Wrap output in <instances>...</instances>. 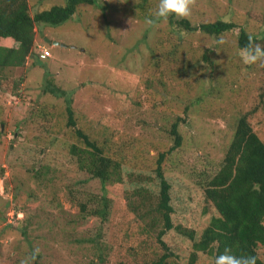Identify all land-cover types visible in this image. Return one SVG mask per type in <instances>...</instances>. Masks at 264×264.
<instances>
[{
  "label": "rangeland",
  "instance_id": "374dc122",
  "mask_svg": "<svg viewBox=\"0 0 264 264\" xmlns=\"http://www.w3.org/2000/svg\"><path fill=\"white\" fill-rule=\"evenodd\" d=\"M64 1L26 3L33 16ZM157 2L96 0L99 7L79 5L59 26L36 24L33 53L45 48L47 58L0 72V264H19L35 248L33 264L152 259L155 248L146 245L158 244L141 232L150 215L137 218L132 184L156 190L160 154L174 186L177 221L196 224L184 205H202L200 188L223 165L233 115L262 88L258 62L243 63L236 40L243 29L264 43V0H191L184 18L191 27L215 20L235 24L216 37L179 29L180 19L172 17L146 26L144 17ZM13 80L21 82L11 91ZM67 105L74 126L68 125ZM176 122L181 145L168 153ZM77 131L119 164L122 183L78 170L69 152L73 144L82 146ZM89 201L104 210L105 223L82 213L79 205Z\"/></svg>",
  "mask_w": 264,
  "mask_h": 264
},
{
  "label": "trees",
  "instance_id": "16d2710c",
  "mask_svg": "<svg viewBox=\"0 0 264 264\" xmlns=\"http://www.w3.org/2000/svg\"><path fill=\"white\" fill-rule=\"evenodd\" d=\"M79 5L99 7L96 0H65L62 5L50 6L30 16L26 0H0V72L22 68L30 58L45 60L47 55L40 58V50L33 53L35 25L59 26L73 17ZM169 23L172 24L171 19ZM234 27V23L223 20L204 23L198 27H191L184 18L178 23L179 29L199 30L212 37ZM249 36L252 35L240 29L236 40L238 49L248 43ZM252 37L255 43L264 47L259 38ZM257 62L262 88L257 87L252 93L242 113L233 115V136L224 154L222 167L200 188L202 205L198 209L191 203L184 205L187 215L196 217V224L185 227L177 221L178 215L171 205L174 186L162 166L164 154L159 155L153 171L156 190L140 182H133L132 194L138 196L136 204L133 203L137 218L143 220L145 214L150 215L141 232L146 233L145 237L154 238L155 244H158L146 245V248H155V251L150 252L154 255L153 260L138 263L136 259L135 264H213V257L223 252L225 247L231 248L235 254L254 255L256 264H264V63ZM20 82L21 80H13L11 91L19 88ZM49 92L55 93L53 89ZM200 100L199 97L198 101ZM66 110L68 125L74 126L69 105ZM177 126L178 122L171 126L173 146L168 153L181 145ZM76 134L82 146L73 144L69 152L76 158L78 170L101 182L122 183L119 164L107 157L103 149L86 135L80 131ZM178 182L180 185L179 177ZM150 193L155 196L153 202H149ZM89 202L90 207L88 204L79 205L82 213H87L88 217H99L101 223H105L104 210L98 209L97 204L94 206L93 201ZM146 204L152 209L143 211L141 206ZM180 217H185V214ZM146 226L157 229L156 235L150 236V229ZM158 248L162 251L160 255L156 251ZM100 256L98 258L103 262ZM121 264L128 263L122 261Z\"/></svg>",
  "mask_w": 264,
  "mask_h": 264
},
{
  "label": "clouds",
  "instance_id": "9594fccd",
  "mask_svg": "<svg viewBox=\"0 0 264 264\" xmlns=\"http://www.w3.org/2000/svg\"><path fill=\"white\" fill-rule=\"evenodd\" d=\"M190 5L191 0H158L154 11L144 17V24L148 27H155L158 21L167 20L169 17L186 18L191 14ZM42 49L45 48L39 50ZM239 56L242 62L248 65L255 64L257 61L264 63V47L255 43L254 38L249 36L248 43L239 48ZM39 251V248L33 249L29 255L20 260L19 264H33ZM213 264H256V257L248 254H235L231 248L225 247L223 252L213 257Z\"/></svg>",
  "mask_w": 264,
  "mask_h": 264
},
{
  "label": "water",
  "instance_id": "95a60500",
  "mask_svg": "<svg viewBox=\"0 0 264 264\" xmlns=\"http://www.w3.org/2000/svg\"><path fill=\"white\" fill-rule=\"evenodd\" d=\"M44 42H46L47 44H49V43H51V44H53V45H60V46H65L64 44H61V43H58V42H56V41H50L49 39H47V38H44Z\"/></svg>",
  "mask_w": 264,
  "mask_h": 264
},
{
  "label": "built area",
  "instance_id": "2783aa9c",
  "mask_svg": "<svg viewBox=\"0 0 264 264\" xmlns=\"http://www.w3.org/2000/svg\"><path fill=\"white\" fill-rule=\"evenodd\" d=\"M46 50L45 49H42L41 51H40V54H39V56H40V58H45V56H46Z\"/></svg>",
  "mask_w": 264,
  "mask_h": 264
}]
</instances>
